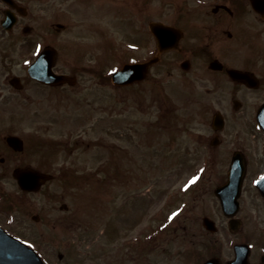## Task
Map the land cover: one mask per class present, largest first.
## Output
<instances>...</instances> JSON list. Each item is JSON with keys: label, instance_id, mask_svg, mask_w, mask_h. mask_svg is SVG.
I'll use <instances>...</instances> for the list:
<instances>
[{"label": "rangeland", "instance_id": "1", "mask_svg": "<svg viewBox=\"0 0 264 264\" xmlns=\"http://www.w3.org/2000/svg\"><path fill=\"white\" fill-rule=\"evenodd\" d=\"M219 3L231 6V0H90L77 7L79 32L74 28L70 37L80 44L82 65L93 66L96 74L85 75L80 90L50 93L44 102L50 107L39 111V119L52 122L51 136H70L77 146L69 156V147L59 143L58 161L76 167L31 194L49 219L72 223L30 243L47 264H189L191 221L198 225L216 206L213 187L221 168L208 155L217 152L210 122L217 101L234 96L231 82L212 88L201 56L185 79L172 65L164 102L117 90L109 75L125 58L124 37L132 36L133 24L150 16L168 23L170 13L186 12L189 43L196 45L203 40L194 29H208L194 27ZM129 50L138 52L137 46ZM253 104L234 109L225 101L227 125H249ZM79 133L82 140L75 138ZM9 183L17 188L15 180Z\"/></svg>", "mask_w": 264, "mask_h": 264}, {"label": "flooded vegetation", "instance_id": "2", "mask_svg": "<svg viewBox=\"0 0 264 264\" xmlns=\"http://www.w3.org/2000/svg\"><path fill=\"white\" fill-rule=\"evenodd\" d=\"M89 1L0 0V228L27 244L49 239L51 229L72 226L66 225L64 218L52 221L47 208L32 201L31 194L41 192L44 185L38 191H30L13 188L9 180L16 182V170L26 168L51 175L65 169L58 161L59 139L49 133L52 122L39 119L43 118L39 111L50 107L44 104L50 100V93L80 90L83 77L96 74L93 66L82 65L80 44L70 37L75 36L71 33L74 28L79 32L77 7ZM230 4L219 3L211 14H203L207 18L204 24L197 22L194 28L208 29V33L194 29L195 38L203 40L196 45L189 43L187 35L192 25L186 12L170 13L166 18L167 25L177 30L167 50L159 51L150 28V23L160 18L150 16L133 24L131 37L124 32L125 58L111 70H118L123 64L146 62L147 70L141 80L112 85L117 90L125 88L131 95L145 93L141 95L144 100L164 102L165 77L172 76V65L185 79L196 68L194 58L201 56L205 61L203 71L213 76L212 88L225 87L226 79L232 85L234 96L219 99L213 114L224 110L225 101L234 109L254 103L251 125L229 126L222 114L220 124L219 120L210 124V144L217 152L208 155L221 168L213 187L216 206L214 212L202 215L198 225L191 221L186 259L189 264H264V132L256 123V111L264 103V0H231ZM74 18L77 20L73 22ZM130 46H137L138 52L130 51ZM43 52L45 55L38 62ZM50 70L65 80L48 84L33 77L44 76V71ZM230 71L238 72L239 78L234 79ZM76 137L82 140L80 133ZM72 140L68 136L63 141L69 147V156L75 154L74 143H69ZM234 158L246 167L241 191L236 196L234 191L223 190L217 196L215 188L226 183Z\"/></svg>", "mask_w": 264, "mask_h": 264}, {"label": "water", "instance_id": "3", "mask_svg": "<svg viewBox=\"0 0 264 264\" xmlns=\"http://www.w3.org/2000/svg\"><path fill=\"white\" fill-rule=\"evenodd\" d=\"M165 31V30H164ZM160 32V38L163 47L166 46L165 42L163 41L164 34L166 35L167 31ZM158 33V32H157ZM144 64H135V65H126L123 69H120L119 72L113 74L114 79L121 83H126L130 80L131 76L129 75L130 72H136L140 70V67H143ZM232 76L236 77L238 74L233 73ZM117 78V79H116ZM136 78V77H133ZM50 78L46 79L49 81ZM132 79V78H131ZM264 105L260 107L258 114H257V122L260 126H263L264 130ZM245 171V167L243 162L240 164L236 161V158L232 161L228 173V182L226 183V187L224 190L231 191L233 190L236 195L240 192V185L242 183V177ZM46 178V177H42ZM19 183L22 187H29L32 188L34 185V181H31L30 178H19ZM38 182V181H37ZM36 182V184H37ZM222 189H217L216 193H221ZM0 264H44L40 257L34 252L33 249L28 248L24 243L18 242L13 239L11 236L6 235L0 232Z\"/></svg>", "mask_w": 264, "mask_h": 264}]
</instances>
